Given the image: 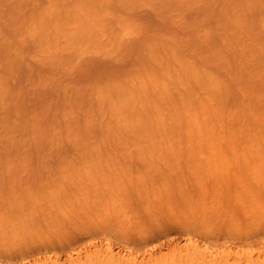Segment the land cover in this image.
I'll list each match as a JSON object with an SVG mask.
<instances>
[{
  "label": "rangeland",
  "instance_id": "obj_1",
  "mask_svg": "<svg viewBox=\"0 0 264 264\" xmlns=\"http://www.w3.org/2000/svg\"><path fill=\"white\" fill-rule=\"evenodd\" d=\"M191 243L264 264V0H0V264Z\"/></svg>",
  "mask_w": 264,
  "mask_h": 264
},
{
  "label": "bare ground",
  "instance_id": "obj_2",
  "mask_svg": "<svg viewBox=\"0 0 264 264\" xmlns=\"http://www.w3.org/2000/svg\"><path fill=\"white\" fill-rule=\"evenodd\" d=\"M189 245H190L189 247L193 246L192 243L189 244ZM194 245H195V244H194ZM107 247H109V246H107ZM185 247H186V248H185ZM185 247H183V250H184V249H186V250L188 249V246H185ZM196 247H197V245H196L195 247H191V248H190L191 251H192L191 253H192L193 255L190 254V251H189V253H187V254H190L191 256H194V257L197 255L198 257H200V259L202 258V259L199 261L198 264H212V263H214L215 261L218 260L219 255H217V258H216V256H215L216 253L213 254V252H215V251H208V252H212V253H210V254L214 255L215 258H214V256L210 255V254L206 251L207 254H209V255H207L206 252H204L205 249H204V250L201 249L200 252L203 251V253H205L206 255H205V254H203V255L200 254V255H201V256H200V255L197 253L200 249H198V248H196ZM199 247H200V246H199ZM105 248H106V247H105ZM105 248L102 247L101 249H104V250H105ZM90 249H91V248H90ZM110 249H111V247H110ZM110 249H107V248H106L105 251H104V250H103V251H100V249H99L98 251H99V254H100V255L97 253V256H102L104 253H106V255H105V254H104V255H105L106 261H107L109 264H137V262H139V260H138L139 258L137 259V258L134 257L137 261H136V260H132V259H134V258H132V257H131L132 255H131V256H129L131 259H128V258H129L128 256H127L128 258H127V257H126V258H125V257H122V255L120 256V254H117V252H115V254H113V250H114V249H113V250H110ZM190 249H189V250H190ZM178 250H179V249H178ZM183 250H182V251H183ZM180 251H181V250H180ZM180 251H179V252H180ZM182 251H181V252H182ZM184 251H185V250H184ZM184 251H183V253H184ZM179 252H178V253H179ZM186 252H187V251H186ZM200 252H199V253H200ZM116 254H117V255H116ZM121 254H122V253H121ZM187 254H186V255H187ZM78 255L80 256V254H78ZM125 255H126V254H125ZM128 255H129V254H128ZM181 255H182V253H181ZM181 255H180V256H181ZM204 255H205V256H204ZM263 255H264V254H263ZM79 256H78V257H79ZM123 256H124V254H123ZM188 256H189V255H188ZM191 256H190V257H191ZM190 257H188V258L190 259ZM228 258H229V257H228ZM228 258L224 259V257H223L222 259H224V261H225V260H227ZM73 259H74V258H73ZM73 259H71V260H72L71 263H69V262H68V263H69V264H78V262H79L80 259L77 258V254H76V258H75L76 260H75V259L73 260ZM175 259H176V258H175ZM175 259H174V260H175ZM179 259H181V258H178V260H179ZM192 259H193V257H192ZM216 259H217V260H216ZM229 259H230V258H229ZM178 260L176 259V262H177V263H178ZM219 260H221V257H219ZM67 261H68V260H67ZM179 261L182 262L181 260H179ZM224 261L222 260L221 262H224ZM49 262H50V261H49ZM168 262H169V261H167V263H168ZM171 262H172V261H171ZM176 262H175V263H176ZM226 262H227V261H226ZM52 263H54V262L51 261V264H52ZM217 263H218V261L216 262V264H217ZM44 264H49V263H44ZM54 264H55V263H54ZM138 264H142V262L140 261ZM143 264H144V263H143ZM168 264H169V263H168ZM171 264H174V262L171 263ZM189 264H191V263H189Z\"/></svg>",
  "mask_w": 264,
  "mask_h": 264
}]
</instances>
